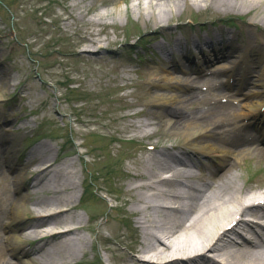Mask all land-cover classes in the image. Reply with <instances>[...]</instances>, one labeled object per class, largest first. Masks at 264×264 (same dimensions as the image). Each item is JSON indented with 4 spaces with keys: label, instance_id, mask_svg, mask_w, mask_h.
Masks as SVG:
<instances>
[{
    "label": "bare ground",
    "instance_id": "bare-ground-1",
    "mask_svg": "<svg viewBox=\"0 0 264 264\" xmlns=\"http://www.w3.org/2000/svg\"><path fill=\"white\" fill-rule=\"evenodd\" d=\"M118 1L103 0L101 5L105 8L98 11L94 0L87 3L73 0L63 19L75 16L72 9L77 10L79 19L92 9L96 12L87 20V25L106 27L108 22L104 20L113 14L108 6ZM204 1H210L216 9H239L244 13L255 10L252 25H262L264 29V0H138L130 7L144 21L154 23L158 32L165 25L163 22L172 17L167 15L168 9L171 14L182 7L199 9ZM77 35L76 45L81 47L80 51L87 52L93 47L99 54L104 52L102 39L91 29L81 28ZM213 40L197 37L193 42L202 47L212 44ZM234 42L228 39L222 55L207 61L206 68L196 67L187 59L186 64L172 63L170 54L181 46L179 39L171 42L172 49L157 44L166 61L149 70L147 93L161 126L166 133L183 138L187 149L217 155L222 163L203 167L209 170V174L203 176L191 169L198 164L193 159L172 153L166 146L157 150L154 145L155 152H148L137 168L127 174L130 182L121 211L128 216L134 244L131 251L122 253L118 246L104 245L103 250L113 264H264V205L260 203L264 199V183L240 185L237 182L240 175L234 168L246 153L264 154V148L243 144L257 139L264 141V133L247 141L242 138H234V141L225 131H218L238 118L264 119V48L251 47L253 42L249 45ZM241 63L244 64L242 72L237 70ZM234 65L237 77L241 76V80L244 77L245 81L238 80L231 94L221 96L217 92L208 96L191 88L192 84L200 82L196 76L201 75L203 80L210 78L206 75L212 72L210 68L216 66L228 71ZM176 72L187 74L186 79L181 81ZM8 83L0 76V99L4 98ZM245 84L249 87L247 91L243 90ZM238 85L242 88L234 87ZM238 99H241L238 105L231 103ZM200 100L204 102L201 107H191ZM139 114L144 115L145 120L132 127L141 137L149 138L155 131L149 127L155 122L145 112ZM16 141L15 136L4 137L0 144L3 146L0 161L16 170L12 191L8 189L0 196V262L17 264L6 258L5 253H9L19 258V264H81L80 256L87 254L86 249L91 246L85 235V231L91 232V226L84 223L77 212V201L82 197L79 188H84V182L76 166L72 161L60 164L59 156L43 144L30 153L27 161L30 167L26 171L20 168L15 156ZM240 144L243 145L238 147ZM171 147L179 146L172 143ZM231 156L234 161L228 158ZM197 167L202 169V163ZM220 169L223 170L218 173ZM1 170L0 176L4 173ZM30 170L33 172L26 175ZM26 188L31 190L30 194L25 192ZM24 203L33 207L25 212ZM255 226L262 229L257 234ZM233 234L240 240L231 239ZM102 239L106 243L111 240L104 235ZM114 251L120 252L117 259L113 258Z\"/></svg>",
    "mask_w": 264,
    "mask_h": 264
},
{
    "label": "rangeland",
    "instance_id": "rangeland-1",
    "mask_svg": "<svg viewBox=\"0 0 264 264\" xmlns=\"http://www.w3.org/2000/svg\"><path fill=\"white\" fill-rule=\"evenodd\" d=\"M94 1L98 11L105 8L101 5L103 0ZM72 2L0 0V76L10 83L5 88L4 98L0 99V144L4 137L17 138L15 156L20 168H26V171L30 167L27 164L30 153L43 144L59 156L60 164L74 163L78 176L88 186L83 199L87 204L77 212L84 223L91 226V232L85 231L91 246L87 247V254L80 256L81 264H113L103 250L104 245L118 246L122 253L131 251L134 244L128 216L121 211L130 182L128 172L134 171L148 152H155L156 149L148 145L161 150L175 143L184 149L183 138L164 131L147 93L149 70L166 61L157 44L167 45L171 40L179 39L181 46L171 58L172 63L186 64L187 59L195 65L194 55L195 59L203 61L217 57L223 51L215 45L214 50L207 48L203 54L189 44L190 52L187 50L183 55L181 50L188 42L183 34L202 38L212 37L215 30H225L227 38L235 37L234 43L239 41L242 45L248 41L264 47V29L262 25H252L255 10L244 13L239 9H216L210 1H204V6L199 9L182 7L172 14L168 9L166 13L172 17L163 22L165 25L158 32L154 23L144 21L130 7L138 0L110 3L108 7L113 14L104 20L108 22L106 27L87 25V20L96 12L92 9L82 19L77 10L72 9L75 16L63 19ZM81 28L91 29L102 39L103 53L99 54L93 47L87 52L80 51L76 42ZM177 74L181 81L186 79L187 74ZM203 103L196 101L191 107H201ZM139 112H145L155 122L149 127L155 130L149 138L141 137L132 127L145 120ZM181 148L171 152L181 154ZM189 156L195 163L197 160L205 162L207 167L222 163L216 156L192 152ZM262 159L264 154L248 153L238 161L234 166L235 173L240 175L237 176L238 184L256 179L257 172H261L259 180L264 178ZM0 168L4 172L0 176L2 196L8 189L12 191L16 170L9 169L3 161H0ZM191 169L199 173L196 167ZM208 172V169L201 170L199 174L206 176ZM25 192L30 194L31 190L26 188ZM79 192H83V187ZM30 207L33 206L24 203L23 210L27 212ZM102 235L111 240L103 242ZM120 252L114 251L113 258L117 259ZM9 259L18 262L13 257Z\"/></svg>",
    "mask_w": 264,
    "mask_h": 264
}]
</instances>
